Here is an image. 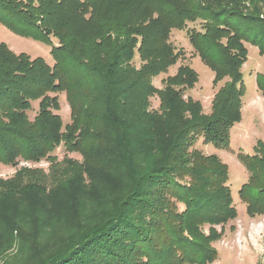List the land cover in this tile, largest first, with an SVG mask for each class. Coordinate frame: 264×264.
I'll return each mask as SVG.
<instances>
[{"label":"trees","instance_id":"trees-1","mask_svg":"<svg viewBox=\"0 0 264 264\" xmlns=\"http://www.w3.org/2000/svg\"><path fill=\"white\" fill-rule=\"evenodd\" d=\"M257 5L262 7L264 0H0V24L18 36L47 44L54 60L50 67L41 58L15 55L0 43V164L37 162L49 157L61 141L67 150L75 141L100 132L118 134L130 158L125 169L136 161L139 176L137 188L118 209L123 212L67 244L45 264H129L126 258L132 252L141 258L138 264H169L149 241V223L130 212L134 207L160 215L161 207L149 200L153 184L186 207L184 220L197 216L203 225L213 227L236 218L226 187L227 166L194 145L201 137L205 145L228 146L229 132L240 120L245 43L264 56V17L259 16ZM72 20L75 29L70 28ZM194 22L200 29L187 31L189 43L212 71L213 85L223 82L208 114L198 101L184 98V92L198 82L188 65L181 64L174 75L164 77L161 89L152 84L153 78L166 75L182 58L169 41L171 30H184ZM256 85L264 97V70L256 75ZM62 93L70 115L65 128L55 113ZM153 97L158 107L149 113ZM37 100V113L30 120L29 103ZM130 113L133 120L124 119ZM152 124L168 126L164 152L148 142ZM261 147L258 143L254 155L242 158L245 169L252 172L251 182L264 174ZM151 156L157 161L145 164ZM189 185L204 189L198 200L184 189ZM246 188L243 185L239 195L247 215L264 214V187L256 197L246 194ZM185 231L193 239L192 229ZM209 232L213 239L219 236L215 229ZM171 238V248L181 250L175 252L172 264L179 263L180 254L183 261L198 263L192 259L194 245L184 246L177 237ZM210 244L202 245L204 264L216 259Z\"/></svg>","mask_w":264,"mask_h":264},{"label":"rangeland","instance_id":"rangeland-1","mask_svg":"<svg viewBox=\"0 0 264 264\" xmlns=\"http://www.w3.org/2000/svg\"><path fill=\"white\" fill-rule=\"evenodd\" d=\"M110 9L112 8L108 10ZM258 14L264 17V5L259 7ZM75 24L73 20L70 21V28L75 29ZM191 28L199 30V22L188 23L184 30H171L169 41L176 51H181L182 58L168 69L166 75L159 74L153 78L152 84L161 89L164 77L174 75L179 65H188L196 72L198 82L192 90L184 92V98L191 97L198 101L203 113L208 114L213 95L223 82L214 86L212 71L194 53L187 38V31ZM0 43L15 55L25 54L30 59L41 58L50 67L54 64L47 44L18 36L1 24ZM245 46L247 58L241 67L245 86L241 117L229 132L228 146L215 148L205 145L201 137L194 145L204 155H215L227 166L226 187L231 194V205L235 208L236 218L225 225L213 227L203 225L197 216L184 220L182 215L186 207L177 204L174 198H168L164 191H160L159 185L150 186V183V189L154 190L149 200L161 207L160 215L151 216L147 211L130 207V212L138 220L149 223L146 232L150 236L149 241L169 264L173 263L175 252L181 251L177 246V250L171 248L174 241L172 236L177 237L184 246L194 245L192 259L198 260L194 264H204L200 259L205 251L202 245L206 242H210V246L216 251V259L207 264H264V214L248 216L247 206L239 195L243 185L247 186L244 189L246 194H252L253 197L258 196V193L262 194L264 187V174H259L255 182L249 181L252 172L245 169L242 160L254 155V148L258 143L262 144L264 151V97L256 85V75L264 70V56L257 47L247 43ZM58 101L59 109L55 113L60 116L62 127L65 128L70 122V115L63 93L58 95ZM38 103V100L29 103L30 120L37 113ZM157 107V98H151L147 106L148 112L153 113ZM125 117L133 120L134 113L125 115L124 119ZM110 124H114L113 116ZM167 127L166 124H152L148 138L152 147L157 146L163 152L168 143L164 134ZM63 131L62 129L61 132ZM117 136L118 134L113 137L111 134L92 133L83 140L75 141L67 150L61 141L49 157L37 162L16 160L15 165L0 164V264H45L49 258L61 253L67 244L82 239L105 220L116 217L119 211L123 212L118 209L137 188L139 176L136 161L131 169H125L124 163L130 158L125 150V143L120 142ZM60 138L62 140V136ZM151 160L157 161L151 156L145 164L151 165ZM159 164L157 162L153 165ZM183 187L194 200H198V196L204 191L199 185ZM131 203L137 204L133 201ZM187 227L192 229L189 233L193 235V239L185 231ZM209 228L215 229L219 235L216 239L210 237ZM173 232L178 236L173 235ZM151 250L153 251L152 248ZM134 254L128 253L126 259L129 258V264L141 261ZM179 258V263L176 264H189L183 261L181 254Z\"/></svg>","mask_w":264,"mask_h":264}]
</instances>
